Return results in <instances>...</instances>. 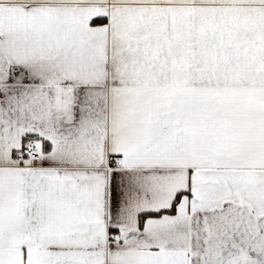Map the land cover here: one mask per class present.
Returning <instances> with one entry per match:
<instances>
[{"label": "snow or ice", "instance_id": "6c2138e0", "mask_svg": "<svg viewBox=\"0 0 264 264\" xmlns=\"http://www.w3.org/2000/svg\"><path fill=\"white\" fill-rule=\"evenodd\" d=\"M0 264H264V0H0Z\"/></svg>", "mask_w": 264, "mask_h": 264}]
</instances>
